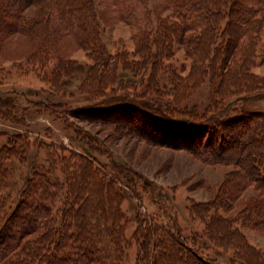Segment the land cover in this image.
Here are the masks:
<instances>
[{
  "label": "trees",
  "instance_id": "trees-1",
  "mask_svg": "<svg viewBox=\"0 0 264 264\" xmlns=\"http://www.w3.org/2000/svg\"><path fill=\"white\" fill-rule=\"evenodd\" d=\"M106 1L113 6L114 21L123 22L136 30L134 38L140 63L156 65L159 58L168 56L175 41H185L182 39L184 32L192 29L200 31L199 35L195 33L186 40L200 55L197 63L203 68L198 77L204 78L206 70L210 69L211 79L217 82L216 100L212 105L205 112L187 111L173 107L174 100L170 102L167 94L132 98L130 104L139 114L158 116L170 129H184L193 139L198 137L199 142L204 131L218 135V141L207 140L204 144L207 150L198 155L209 165L231 167L232 170L216 199L203 204L192 203L191 212L203 221V236L211 242L230 247L239 264H264L260 252L247 244L234 225L239 221L242 225L264 231V87L260 82V89L254 92L250 73V67L258 59L256 49L264 53V0H162V11L169 12L165 16L156 7L149 9L147 0ZM252 3L256 9L250 6ZM29 8L33 11L27 16L25 11ZM227 13L233 14V19H227L228 22L220 28L215 27L214 23L220 20V15ZM102 18L95 0H0L1 45H6L4 41L11 35L19 34L30 46L28 60H32L37 52L42 56L53 55L56 58L53 72L58 74L69 67L61 49L71 43L86 51L94 62L104 64V71L110 72L113 71L107 62L110 57L105 54L101 40ZM220 50L224 55L220 54ZM112 59L114 65L121 64L126 69L140 64L129 63L122 53ZM45 61L42 58L41 63ZM99 75V71H93L91 81ZM192 79L187 77L177 81L176 85H183V91L189 95L201 78ZM240 81L243 97L226 100L223 97L225 85L239 90ZM125 99L123 94L108 92L87 108L98 113L111 107H121ZM16 104L18 100L15 98H1V105L14 109ZM248 104L255 108L247 109ZM36 106L54 108L40 102ZM83 109L87 111L86 107ZM59 112L65 117L63 108ZM70 128H73L74 140L83 155H78L82 161L72 173L68 163L61 160L65 174L64 190L45 175L26 174L25 184L17 196L12 198L11 203L7 201V206L12 207L7 213L4 209L10 190L5 186L10 171L8 162L9 158H16V145L21 143L12 140L10 147H1L0 244L5 237L9 245L0 249V264H51L54 258L57 264L121 263L128 248L123 228L127 221L120 209L123 196L116 177L109 178L102 170L126 180L136 173L113 159L109 164L96 168L93 159H89L92 158V151L110 157L108 151L76 127ZM196 145L195 142L188 147ZM236 145L239 148L233 153ZM21 146L19 150H22ZM35 182L43 186L44 190L39 194L33 184ZM249 187L254 188L256 195L242 203L235 219L223 218L216 213L219 207L228 209L229 201L241 198ZM1 190L4 192L2 196ZM48 190L54 194L50 196ZM28 198L39 200L40 212L29 211L18 218L15 212L26 205L24 202ZM27 219L31 222L27 223ZM13 225L23 228V235L33 233L37 227L43 228L32 254L6 255L14 240L7 231ZM132 239L137 244L135 264H219L216 259L202 255L196 238H191L192 243H188L179 231L175 233L164 225L144 223L136 229Z\"/></svg>",
  "mask_w": 264,
  "mask_h": 264
},
{
  "label": "rangeland",
  "instance_id": "rangeland-1",
  "mask_svg": "<svg viewBox=\"0 0 264 264\" xmlns=\"http://www.w3.org/2000/svg\"><path fill=\"white\" fill-rule=\"evenodd\" d=\"M161 1L147 0V7L162 11ZM95 4L99 16L103 17L100 22L101 40L105 54L110 57L107 59L108 65L113 71H104V64L102 66L94 62L86 51L67 43L61 50L69 67L65 72L55 74L56 58L53 55L45 57L37 52L32 60H28L30 46L22 36L11 35L4 41L6 45H1L0 39V149L5 145L10 147L12 140L22 145H16V158H9L10 171L5 186L10 190L6 195L4 211H11L12 207L7 206V201L11 203L12 198L17 196L25 184L26 174L45 175L64 190L62 162L68 163L72 173L77 170L78 162L82 161L78 157L83 155L82 151L74 140L73 128H70L76 127L83 135L103 145L111 157L93 150L92 158L89 159H93L96 168L109 164L113 159L136 173L126 180L102 170L109 178L116 177L115 181L123 196L120 209L127 221L123 228L128 248L120 264H135L137 244L132 236L140 225L150 222L167 226L175 233L179 231L188 243H192L191 238H196L204 257L216 259L219 264H239L230 247L211 242L203 236L204 223L191 212L192 203L203 204L216 199L227 174L232 170L231 167L209 165L198 155L207 150L204 145L206 141L212 139L217 142L218 135L204 131L199 142L198 137L193 139L184 129H170L158 116L139 114L130 104L132 98L167 94L170 102L174 100L173 107L187 111L205 112L212 105L213 100H216L217 82L211 79L210 69L206 70L204 78L198 77V72L203 68L197 63L200 55L186 40L195 33L199 35L200 31L192 29L182 32L185 41H175L168 56L159 58L156 65L150 66L140 63L134 38L136 30L123 22L114 21L113 6L106 0H95ZM250 6L256 9L253 3ZM32 11L33 8H29L25 14L28 16ZM161 14L165 16L169 12L162 11ZM229 18L233 19V14L220 15V20L214 23L215 27L220 28ZM121 53L129 63L140 64H130L132 68L128 69L121 64L114 65L112 58ZM256 53L258 59L250 67L251 88L254 92L260 89V82L264 87V53L259 49H256ZM220 54L224 55L223 51L220 50ZM42 58L46 60L44 64L41 63ZM93 71H99L100 75L91 81ZM187 77L201 78L189 95L183 91V85H176L177 81ZM240 82L239 90L225 85L223 97L226 100L243 97ZM108 92L126 96L121 107H111L98 113L87 108ZM2 97L15 98L18 104L14 109L1 105ZM37 102L54 108L36 106ZM246 107L249 110L255 108L250 104ZM58 108L66 111L65 117L59 114ZM195 142L197 147H188ZM19 146L22 150L18 149ZM238 146H235L233 153H236ZM33 184L38 194L44 190L38 182ZM48 191L50 196L54 194L52 190ZM3 194L1 190V196ZM255 195L254 188L249 187L241 198L229 201L228 209L219 207L216 213L223 218L235 219L242 203ZM24 204L15 212L18 218L29 211L40 212L38 199L28 198ZM26 222L31 220L27 219ZM234 225L247 244L264 258V231L242 225L239 221L234 222ZM42 230L37 227L33 233L23 235V228L11 226L7 232L14 237V242L10 243L12 246L6 255L9 253L8 257H11L21 252L32 254ZM6 240L5 237L1 240L0 249L9 245ZM51 264H57V259L54 258Z\"/></svg>",
  "mask_w": 264,
  "mask_h": 264
}]
</instances>
